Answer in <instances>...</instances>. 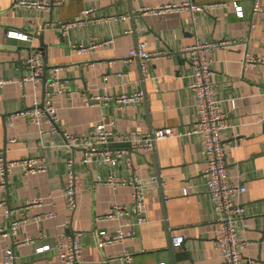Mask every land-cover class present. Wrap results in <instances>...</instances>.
I'll list each match as a JSON object with an SVG mask.
<instances>
[{"label":"crops","instance_id":"crops-1","mask_svg":"<svg viewBox=\"0 0 264 264\" xmlns=\"http://www.w3.org/2000/svg\"><path fill=\"white\" fill-rule=\"evenodd\" d=\"M174 1L179 0H67L52 11H42L0 0V78L9 80L0 88V165L28 157H43L47 162L45 172L25 173L15 166L0 186V228L9 230L13 219H26L25 227L17 233L0 234V264L6 247L13 248L16 264H61L56 251L38 253L36 248L53 246L60 234L77 231L83 232L81 264H124L120 256L126 251L137 264H224L217 242L220 225L207 186V160L199 135L161 139L153 149L133 154L131 164L122 161L115 166L95 160L84 164L83 149L64 145V132L86 134L102 120L113 122L108 127L119 132H147L166 126L190 129L196 116V96L190 88V56L184 49L198 40L222 39L236 41L217 47L210 57L216 96L234 125L223 134L228 176L246 187L239 196L245 215L238 222V236L249 242L244 255L253 259V264H264V0H260L259 11L253 9L254 0H194L220 4L199 13L195 20L187 12L140 11ZM235 3L243 7L242 17L237 16ZM94 7L97 18L127 17L75 26L62 41L59 22L75 20L85 8ZM8 29L34 34L32 45L36 48L42 46L39 36L43 34L47 78L57 75L60 80L54 89L46 83L45 90L53 91L57 131L51 130L47 121L38 125L23 114L36 100L42 103L44 85L20 82L30 73L26 60L33 47L9 38ZM92 41L99 45L89 52H75L73 45ZM141 41L147 51L160 52L150 58L146 79L139 59L130 55ZM122 72L124 78L118 76ZM135 92L144 94L135 104L89 103L96 95ZM120 145L125 144L113 142V146ZM70 158L80 176L75 211L70 210L64 193ZM111 175L142 179L148 222L136 227L134 237L100 248V230L133 228V218L105 216L114 204L132 203V185L114 188L98 181ZM152 176L164 187L154 183ZM38 197L43 199L40 206L26 207L28 200ZM6 208L14 209L11 216L5 214ZM174 235L184 236L182 245H172ZM26 236L34 242L16 243Z\"/></svg>","mask_w":264,"mask_h":264},{"label":"built area","instance_id":"built-area-1","mask_svg":"<svg viewBox=\"0 0 264 264\" xmlns=\"http://www.w3.org/2000/svg\"><path fill=\"white\" fill-rule=\"evenodd\" d=\"M67 0H12V5L18 8L36 9L42 11H52L55 7L62 6ZM226 5V4H224ZM235 5L236 14L239 17L244 15L243 7L237 3ZM227 6V5H226ZM215 7H220V4H200L194 0H179L174 2H167L158 7H144L141 12L164 14L168 12H187L195 20L197 15L201 12H209ZM254 11L262 10L260 0H254ZM96 8H85L82 15L69 21H60L58 24L59 35L61 40H66L69 31L75 26H82L92 20L109 21L111 19L119 20L127 16H108L97 18L95 16ZM6 35L9 38L26 41L33 47L35 39L34 34H28L21 30L8 29ZM235 40L222 39L219 41H201L198 40L196 44L188 46L184 50L189 53V61L193 70L190 88L196 96V116L193 125L186 131L178 130L172 126L160 127L151 131L129 130L126 132H119L114 128H109L108 124L113 125V122L102 120L97 123L86 134H68L64 132L66 148L83 149V157L81 162L87 164L91 160L99 161L100 163H109L112 166L126 161L129 164L132 162V156L141 150L153 149L156 142L169 137H183L185 135L197 134L202 138L204 144V151L207 160V167L205 174L207 177V186L210 198L213 204V209L217 213L220 231L218 236V247L223 258L224 264H253L254 260L244 255V251L248 248L249 242L241 239L238 236V222L242 221L245 215V207L239 201V196L246 190L243 184L232 182L229 179L226 162L227 144L223 139V134L226 130L234 127L230 122L226 112L221 107V101L216 96L212 79V59L210 55L219 46L229 45L235 43ZM98 41H92L89 44L73 45L75 52L81 54L89 52L98 46ZM2 43L0 42V51ZM160 52H149L146 50L145 42H138V44L130 50L131 56H136L139 59L141 72L143 78L149 76L150 58ZM26 66L29 69V75L22 76L21 83L28 81L35 86L43 82L44 74V55L40 49L33 47L30 49V54L26 60ZM58 69V68H56ZM120 78H124V72L119 73ZM49 88L54 89L59 85V77L53 76L47 80ZM9 80L0 78V88H2ZM53 91H46L43 105L36 100L33 106L23 112L26 116L33 119L38 125H41L43 120L51 125V130L57 131L58 114L55 106L51 101ZM142 92H135L133 94H117V95H96L89 103L91 105L107 104L110 101L119 103L120 106L128 104H135L143 98ZM109 122V123H108ZM42 137L46 134L40 128ZM120 142L125 145L113 146V142ZM69 171L67 173V180L64 184V193L68 201L71 211H75L78 201L77 194L80 191V176L74 167V160L70 158L67 161ZM15 166H21L25 173L45 172L47 170L46 159L41 157H28L17 161L3 162L0 165V186L6 183L9 173ZM151 180L160 188L164 184L160 182L157 176H152ZM100 183H108L116 188L118 185L130 184L133 187L132 203L130 205L114 204L106 217H127L133 218L132 226L129 230L118 227L113 232L107 230H100L98 232V246L103 248L115 242H123L129 238L137 235L136 227L148 222L146 216V192L145 185L142 179L137 175L132 177H120L111 175L108 178L100 177ZM184 193L188 191L185 188ZM42 197L28 200L26 207L33 205H41ZM14 212L12 208H6L5 214L11 216ZM51 214H48V217ZM26 225V219L20 216L13 219L10 223L9 230L0 228V234L17 233ZM42 236H46L45 233ZM82 231L73 233L64 232L60 234L55 244H44L36 248V252H44L46 250H54L59 255L61 264H81V257L83 252ZM172 245L180 246L184 242V236L174 235L172 237ZM34 240L30 236H26L22 241H16L17 244L33 243ZM124 264H137L131 252H125L120 256ZM17 256L12 247H6L4 250L3 264H16ZM157 264H165L159 262Z\"/></svg>","mask_w":264,"mask_h":264},{"label":"water","instance_id":"water-1","mask_svg":"<svg viewBox=\"0 0 264 264\" xmlns=\"http://www.w3.org/2000/svg\"><path fill=\"white\" fill-rule=\"evenodd\" d=\"M39 38L41 40V45L42 46H40L38 49H40V51L44 55V61H45V67H44L45 71H44V74H43V85H44V87H43V92H44L43 93V101H44V97H45V93H46L45 92V90H46V83H47V80H48L47 75H46V72H47V69H48L49 66H48V59H47V46L43 42V34L42 33L40 34ZM43 101H42L41 105H43Z\"/></svg>","mask_w":264,"mask_h":264}]
</instances>
